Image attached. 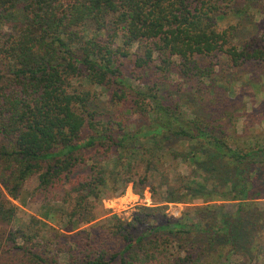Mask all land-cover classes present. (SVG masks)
Returning a JSON list of instances; mask_svg holds the SVG:
<instances>
[{
	"label": "trees",
	"instance_id": "trees-1",
	"mask_svg": "<svg viewBox=\"0 0 264 264\" xmlns=\"http://www.w3.org/2000/svg\"><path fill=\"white\" fill-rule=\"evenodd\" d=\"M60 1L0 0V264H60L61 255L65 264H264L255 253L264 169H254L264 131L236 128L264 116L243 103L245 87L264 78V35L234 42L235 18L249 17L250 4ZM173 162L192 178L156 198L150 172ZM31 178L39 200L68 205L67 233L51 229L37 246L40 221L7 231L17 214L10 199ZM129 184L148 188L157 206L93 223V201ZM210 195L214 204L179 219L163 212Z\"/></svg>",
	"mask_w": 264,
	"mask_h": 264
},
{
	"label": "rangeland",
	"instance_id": "rangeland-1",
	"mask_svg": "<svg viewBox=\"0 0 264 264\" xmlns=\"http://www.w3.org/2000/svg\"><path fill=\"white\" fill-rule=\"evenodd\" d=\"M239 4H250L251 9L248 10L249 17H238L235 18L233 24L237 25L236 30L234 31L235 44L242 42V40L249 38L252 35L261 36L264 35V0H237ZM65 1L61 0L58 9L65 7ZM233 20V19H232ZM230 24V23H229ZM228 25L224 24L226 28ZM239 85L236 86L238 88ZM245 92L248 94L245 96L243 101L244 104L249 105V110L252 108L251 100L254 102L253 106L257 110L264 108V105H261V102L264 100V78L259 82L255 83L253 87H245ZM97 94H101L98 90ZM102 100H105L104 97H101ZM247 122L246 126L248 127V134H262L264 131V116L257 115L253 116L252 119L241 118L239 123L236 125L237 133L242 134L241 129L243 128V123ZM257 163L254 165V169H264V159L262 157L256 158ZM89 164V163H88ZM103 165L107 169H112V161H106ZM191 169L185 167L183 164L178 162H173L172 164H163L155 168V172L151 171L149 175V184L154 185L158 196L156 198H166L168 196L165 191L167 184L177 181V179L188 180L191 179ZM180 180L181 182H184ZM179 184V180L177 181ZM37 186V181L35 178H31L25 182L23 188L19 193V198L17 200L10 199L11 203L17 207V214L15 220L7 226V231L9 230H22L25 233H29V224L31 220L40 221V224H37L36 228L41 230V237L35 238L32 240L33 246H37L49 242L51 240L52 232L51 229L59 233H67L65 227L67 226L68 218L65 213L67 212L68 205L64 204L61 201L56 200H44L41 201L38 199V196L34 192L35 187ZM211 187H209L210 189ZM172 193V192H171ZM264 196V192H260ZM172 196H178L176 193ZM157 200V199H156ZM184 203H164L163 206L165 210L163 212L170 219H179L182 212L187 207L193 206H211L213 203L211 195L206 199L199 197H194L186 199ZM261 207H264V200H259ZM93 203L95 206L100 207V215L98 219L93 223H110L109 219L113 216H116L120 220L130 221L132 215L140 207L153 208L157 204L153 201L150 191L148 188L136 189L134 190L129 184L127 188L121 194L116 193L115 195H110L109 193L101 195L98 199L94 200ZM219 204V203H218ZM236 206V204L231 205ZM234 209V207H231ZM73 228L84 229L89 225L79 224L75 221L71 223ZM261 240H264V236ZM260 241V240H259ZM51 242V241H50ZM258 244V248L255 249V253L259 256L264 254V244ZM21 240H17L16 246L22 245ZM53 244V243H51ZM29 246V245H28ZM53 247V246H51ZM53 252V249H52ZM241 260L239 257L232 258V264H236ZM65 257L60 256V264H65Z\"/></svg>",
	"mask_w": 264,
	"mask_h": 264
}]
</instances>
